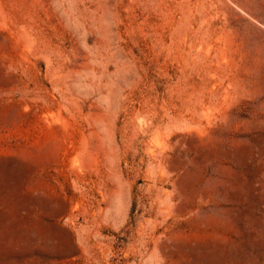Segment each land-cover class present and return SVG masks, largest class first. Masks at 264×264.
<instances>
[{
  "label": "rangeland",
  "instance_id": "rangeland-1",
  "mask_svg": "<svg viewBox=\"0 0 264 264\" xmlns=\"http://www.w3.org/2000/svg\"><path fill=\"white\" fill-rule=\"evenodd\" d=\"M0 264H264V0H0Z\"/></svg>",
  "mask_w": 264,
  "mask_h": 264
}]
</instances>
